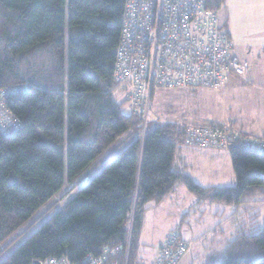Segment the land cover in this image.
<instances>
[{
  "label": "trees",
  "instance_id": "1",
  "mask_svg": "<svg viewBox=\"0 0 264 264\" xmlns=\"http://www.w3.org/2000/svg\"><path fill=\"white\" fill-rule=\"evenodd\" d=\"M126 2L0 0V92H8L3 106L19 123L15 130L0 129V258L21 225L44 205L43 213L52 211L58 191L101 166L0 264L50 258L141 264L145 214L177 185L236 207L264 198V153L232 140L227 149L235 184L204 187L174 166L177 148H200L186 142L187 121L156 124L148 115L123 112L113 72ZM223 2L206 0L215 11ZM107 148V157L99 158ZM257 215L252 212L227 246L199 264H264V226ZM171 238L173 264L187 256L189 241L172 230L150 264ZM179 243L187 246L178 255Z\"/></svg>",
  "mask_w": 264,
  "mask_h": 264
},
{
  "label": "built area",
  "instance_id": "2",
  "mask_svg": "<svg viewBox=\"0 0 264 264\" xmlns=\"http://www.w3.org/2000/svg\"><path fill=\"white\" fill-rule=\"evenodd\" d=\"M121 38L116 49L114 94L124 101L123 112L147 117L150 98L156 89L198 87L219 89L229 75L246 78L251 64L240 59L221 28L217 11L206 0H126ZM0 92V129L15 130L18 121L10 118ZM186 142L201 148L227 149L232 140L264 153V137L236 129L232 124L185 125ZM154 264H173V238ZM183 243L178 255L186 250ZM44 264H74L50 258ZM86 264H102L91 258Z\"/></svg>",
  "mask_w": 264,
  "mask_h": 264
},
{
  "label": "rangeland",
  "instance_id": "3",
  "mask_svg": "<svg viewBox=\"0 0 264 264\" xmlns=\"http://www.w3.org/2000/svg\"><path fill=\"white\" fill-rule=\"evenodd\" d=\"M234 1V6L237 9H240L238 12L239 21L237 23V29L239 30L238 39L249 43L253 59L257 53L254 46L259 42L258 38L254 37L255 33L258 32L262 35L264 34V31L258 30L260 27H257L260 21V17L257 15H261V17L262 14L264 15V0ZM224 6L227 7V3H225V5L222 4L220 10H217V13L218 11L220 14L225 13V10H222L224 9ZM260 7L263 8V13L257 14V9ZM248 9L251 10L250 13L247 11ZM262 19L264 18L262 17ZM263 38L264 36L261 40ZM236 54L240 56L241 52L239 51ZM198 89H201L202 91L205 90L206 93V90H210L204 87ZM251 91H255L259 96H264V84L258 83V86L251 89ZM187 93L188 91L186 90L156 89L151 98L152 101L147 120L153 121L156 124L171 120L181 122H193L196 120L194 117L196 118L195 114L198 113V110L195 108L196 105L192 103V99L188 97ZM252 106L254 105L248 106L247 110L243 111L248 118H253V116H255L254 119L259 118L258 116L261 113L264 115V109L261 106L258 107L259 109H254ZM215 108L216 105L206 106L204 104V107L201 110L203 114L205 112L215 115L218 113ZM252 127L256 129V131L263 130V128H261L262 126L260 129L256 124H253ZM108 152V148L105 149L99 158H106ZM109 158L111 160V157ZM63 160L66 177V149ZM95 161L89 165L87 169H90L95 164ZM100 170L101 166H98L92 173L89 172L83 181L80 180L81 182L79 181V183L74 182V184L65 185L60 191H58L54 196L57 205L52 207V211L48 214L43 213V209L46 207L44 205L31 217V219L21 225L14 234L16 238L1 258L9 254L14 248L20 245L25 238L39 229V226L43 221L51 217L54 212L61 209L64 203L71 198L79 188L83 187L87 180L91 179L96 173H99ZM218 175L220 182L224 184L229 183V174H227L224 169L219 171ZM231 175L234 176L233 169H231ZM235 182H233V185ZM163 199L164 200L158 206L148 209L145 214V224L142 228L141 249L139 253V256H142L141 264H150V262L153 261L154 253L164 242L168 232L172 230H180L183 237L185 236L191 239V242L194 245H191L188 248L186 259L190 257L195 261L194 264H199V262H201L199 259H204L211 253L215 254L216 251H219L224 247L221 245H225L228 243V240H231V238L234 237L235 227L238 228L243 222H246L245 225H247L251 219L250 216L252 212L258 214L256 219L258 225L260 227L264 226L263 197L258 196L255 201L244 203L239 207H236L235 204H228L223 200L211 201L209 198L201 199L197 195L195 196L192 194L187 187L180 184L177 185V189L174 193L167 195ZM237 210L239 214H236ZM212 230L216 231L211 232ZM216 233L217 236L215 237L214 235H216ZM214 241H220L221 243L216 245Z\"/></svg>",
  "mask_w": 264,
  "mask_h": 264
},
{
  "label": "crops",
  "instance_id": "4",
  "mask_svg": "<svg viewBox=\"0 0 264 264\" xmlns=\"http://www.w3.org/2000/svg\"><path fill=\"white\" fill-rule=\"evenodd\" d=\"M233 2L235 1L224 0L223 5L227 3V7L224 6V9H222L225 10V13L220 14L218 11V18L220 19L222 29L224 28L226 30L227 37L232 43L233 52L237 53L240 51L241 55H236L240 59L247 60L251 64L246 78L231 73L221 88L206 90L207 93L205 90L202 91L197 87H182L175 90L188 91V97L192 99V103L196 105L195 108L198 110V113L195 114L196 118L194 117L196 120L187 122L197 124L230 123L236 129L248 135L251 134L256 137H264V115L261 113L258 116L259 118L254 119L255 116H253V118H248L243 113V111H246L248 106L251 105H254L252 106L254 109H259V106L264 109V96H259L255 91H251V89L258 86V83L264 84V38L261 40L264 34L255 33L254 37H257L259 42L254 46L257 53L252 59V51L249 43L238 39L239 30L237 29V23L239 21L238 12L240 9H237ZM247 11L250 13L251 10L248 9ZM258 13H263L262 7L257 9V14ZM257 16L260 17L259 24L257 25V27H260L258 30L264 31V19H262L264 15L262 14V17L261 15ZM204 104L206 106L216 105L215 110L218 111V113L213 115L204 112L203 114L201 109H203ZM253 124H256L259 128L262 126L261 128H263V130L256 131V129L252 127ZM175 155L174 166L183 172L185 171L195 182H198L204 187L233 185V182L236 181L235 174L234 176L231 175L232 163L230 161V152H228V149H201L183 144V146L177 148ZM223 169L229 174L228 184H224L219 180L218 173ZM215 231L216 230H212L211 232ZM214 236L216 237L217 233ZM183 238L189 241L190 246L194 245L189 237L184 236ZM229 241L230 240H228V242ZM215 243L218 245L221 242L217 241ZM227 244L228 243L225 245L227 246ZM210 255L199 260L203 261L209 258ZM194 262L192 258L188 257V259H186L185 256L179 264H194Z\"/></svg>",
  "mask_w": 264,
  "mask_h": 264
},
{
  "label": "water",
  "instance_id": "5",
  "mask_svg": "<svg viewBox=\"0 0 264 264\" xmlns=\"http://www.w3.org/2000/svg\"><path fill=\"white\" fill-rule=\"evenodd\" d=\"M37 264H40V262H37Z\"/></svg>",
  "mask_w": 264,
  "mask_h": 264
}]
</instances>
